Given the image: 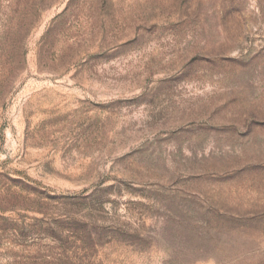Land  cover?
Returning <instances> with one entry per match:
<instances>
[{
    "label": "rangeland",
    "instance_id": "obj_1",
    "mask_svg": "<svg viewBox=\"0 0 264 264\" xmlns=\"http://www.w3.org/2000/svg\"><path fill=\"white\" fill-rule=\"evenodd\" d=\"M71 1L0 0V264H264V0Z\"/></svg>",
    "mask_w": 264,
    "mask_h": 264
},
{
    "label": "trees",
    "instance_id": "obj_2",
    "mask_svg": "<svg viewBox=\"0 0 264 264\" xmlns=\"http://www.w3.org/2000/svg\"><path fill=\"white\" fill-rule=\"evenodd\" d=\"M72 1L70 2V4L72 3ZM69 6L63 11V13H61L59 16H57L53 20L47 32L42 38L43 43H47L49 39L54 37L56 32L59 30V27L63 24V20L64 19L67 20L68 15H69L68 14ZM39 19H40V15L36 13H29V14L28 13H19V14L15 13L12 16H10V18L8 19V20H12L13 23L15 22L14 24L15 26H11L8 29V34H19L18 36H22V38H24V41H25L24 44H23V41L19 42L20 44L24 46H18L19 51L16 54L18 58H22V61L24 62L27 56L26 41L28 40L35 26L38 24Z\"/></svg>",
    "mask_w": 264,
    "mask_h": 264
}]
</instances>
